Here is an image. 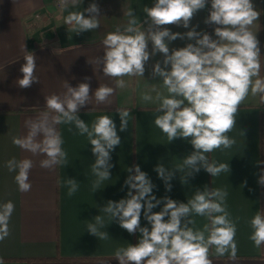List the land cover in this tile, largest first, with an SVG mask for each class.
Masks as SVG:
<instances>
[{
  "label": "crops",
  "instance_id": "0c3cea01",
  "mask_svg": "<svg viewBox=\"0 0 264 264\" xmlns=\"http://www.w3.org/2000/svg\"><path fill=\"white\" fill-rule=\"evenodd\" d=\"M261 15L252 30L257 32L261 49V76H264V0H252ZM91 3L100 8V26L95 31L73 33L63 23L69 11H83ZM154 0H82L79 7L69 6L66 11L57 9L53 0H0V204L11 201L15 208L11 216L10 235L0 241V260L3 264H119L114 258L116 249L138 243L140 233L129 234L119 226L118 221L110 222L105 217L110 238L98 240L86 230V225L94 222L107 201L127 198L128 187L125 180L130 175L128 168L139 165L141 170L155 185L153 195L157 199L169 197L177 202L187 203L197 189L224 188L228 191L227 207L234 220H237V257L233 261L228 255L217 257L210 252L213 264H264V246L256 248L249 239L252 232L249 221L258 212H264V186L258 183L264 171V103L259 97H252L240 106L236 116V126L228 133L236 144L230 149H217L206 154L209 161L229 163L230 173L212 177L205 170L181 183L182 173L176 172L170 181L172 188L167 191L164 181L154 168L163 163L172 168L194 149L189 140L177 138L168 142L165 134L154 125L157 104L141 100V93L153 85L160 91L162 78L152 77V68L157 61L163 67V54L150 57L145 65L143 77H124L128 83L125 89H116L109 98L110 103L98 104L94 91L100 85L115 88V80L106 77L102 65L95 63L96 57L104 55L103 39L117 26H123L129 8L137 18L145 23L143 7H151ZM210 0L190 21L189 28L177 25H164L171 32L186 33L195 27L197 32L214 35L216 25L206 24ZM87 16L88 14L85 13ZM195 40L176 39L168 42L172 49L185 47ZM26 50L36 56L35 75L39 82L29 88H20L21 66ZM149 51L152 44L149 41ZM170 68V65H169ZM88 77L90 79L86 80ZM65 81L72 87L80 83L90 84L89 104L80 108L78 115L86 123H91L101 115H109L117 126L121 144L110 153L111 179L101 185L95 193L92 182L95 176L91 165L95 156L86 136H81L70 125H58L64 140L63 149L67 152L68 163L51 170L40 167L45 157L33 156L12 143V137L26 135L25 121L36 118L45 111V96L62 95ZM155 96V93H151ZM117 108L130 111L128 128L121 132ZM72 128L69 131V128ZM29 158L34 166L29 173L31 190L20 192L15 182L16 172H9L6 162L10 159ZM131 174H134L131 173ZM75 179L78 191L67 195L64 182ZM59 181V183H58ZM134 191V190H133ZM163 202L152 211L159 212ZM196 228L207 222L204 217H193ZM167 219V217L165 218ZM141 226L151 228L141 213Z\"/></svg>",
  "mask_w": 264,
  "mask_h": 264
},
{
  "label": "clouds",
  "instance_id": "9594fccd",
  "mask_svg": "<svg viewBox=\"0 0 264 264\" xmlns=\"http://www.w3.org/2000/svg\"><path fill=\"white\" fill-rule=\"evenodd\" d=\"M81 3L82 0H58L62 12L69 6L77 8ZM208 3L209 0H154L151 7L145 5L142 10L147 28L129 8L124 12L128 18L126 23L106 34L102 41L104 55L95 60L96 64L102 65L103 75L115 80V88L100 85L92 94L98 104H103L110 103L109 98L116 89L128 87L124 77L144 78L145 65L150 57L163 54V67L157 61L151 74L154 79L162 78L164 91L153 85L141 93V100L157 104L155 110L158 115L153 122L169 143L177 138H190L194 149L172 168L163 163L154 168L167 191H171L170 181L176 172L182 173V184H187L188 178L201 169L212 177L230 173L229 163L210 162L206 154L217 149H230L236 144L228 133L235 128L238 110L250 95L258 96L264 103L260 41L257 32L252 30L261 13L252 0H210L211 8L205 23L216 25L215 39L207 32H197L195 27L186 33H174L167 27H161L177 25L189 28L194 15ZM100 17L99 6L91 3L83 11H69L63 23L73 33L80 34L98 29ZM185 37L195 40V43L170 52L168 42ZM22 51L25 63L21 66L23 75L17 84L20 88H29L34 82H39L35 75L36 56L27 51L25 45ZM64 87L66 91L62 95L45 96L46 110L34 119H27L26 135L12 137V143L33 156H44L40 167L51 170L68 163L67 152L62 147L64 140L57 126H73L79 135L87 137L92 146L95 160L91 172L95 180L91 187L95 193L111 179L113 165L110 153L121 144V138L111 116H98L89 126L78 115L80 108L89 104V83L72 87L65 81ZM153 92L155 96L151 94ZM117 112L119 130L123 132L128 128L130 111L117 108ZM5 166L9 172H16L14 179L20 192L31 190L29 173L34 166L32 159L13 158ZM127 171L130 173L125 180L129 189L127 198L107 201L100 208L103 215L95 216L94 222L86 225V230L98 240L110 238L104 230L105 217L110 222L118 221L129 234L140 233L138 243L116 249L114 258L119 264H213L210 259L212 250L217 257L228 255L231 260L236 259L237 220L228 211L226 189L205 186L203 190L197 189L187 203L169 197L157 199L153 195L155 185L139 165ZM258 183L264 186V171ZM64 184L69 197L78 191L79 183L75 179L68 178ZM162 202L161 211L153 212ZM14 208L11 201L0 204V241L10 235L9 223ZM142 210L150 229L141 226ZM195 216L206 218L202 228L195 227ZM249 224L252 229L249 239L259 249L264 246V212L258 211ZM0 264H3L2 260Z\"/></svg>",
  "mask_w": 264,
  "mask_h": 264
},
{
  "label": "built area",
  "instance_id": "2783aa9c",
  "mask_svg": "<svg viewBox=\"0 0 264 264\" xmlns=\"http://www.w3.org/2000/svg\"><path fill=\"white\" fill-rule=\"evenodd\" d=\"M53 2H54L55 7L57 9H60L59 4H58V0H53Z\"/></svg>",
  "mask_w": 264,
  "mask_h": 264
}]
</instances>
